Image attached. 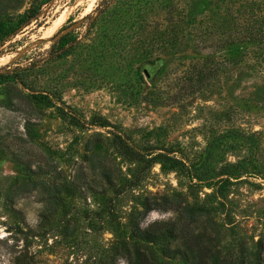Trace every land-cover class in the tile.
Masks as SVG:
<instances>
[{"label":"rangeland","instance_id":"obj_1","mask_svg":"<svg viewBox=\"0 0 264 264\" xmlns=\"http://www.w3.org/2000/svg\"><path fill=\"white\" fill-rule=\"evenodd\" d=\"M98 2L0 0V74L39 67ZM140 2L152 25L123 67L89 70L83 51L20 73L51 93L42 102L0 78V264H132L129 219L146 198L207 209L221 255L244 238L253 256L264 239V0ZM36 3L37 18L13 30ZM178 217L167 205L140 225Z\"/></svg>","mask_w":264,"mask_h":264},{"label":"trees","instance_id":"obj_2","mask_svg":"<svg viewBox=\"0 0 264 264\" xmlns=\"http://www.w3.org/2000/svg\"><path fill=\"white\" fill-rule=\"evenodd\" d=\"M141 0H99L94 11L79 20V25L70 28L65 34H61L49 48L40 53V66L32 63L21 72H7L0 74L1 79H9L22 84L23 88L32 91L25 94L29 99L36 101H48L50 92L45 90H33L30 84L19 80L18 76L25 75L37 66L43 70L45 66L55 63L59 59L70 55H81L85 51L84 60L89 61V70L104 71L108 66L117 64L123 67V61L128 60L137 52V47L145 43L147 39V26L152 25L140 14ZM148 0H146L147 2ZM41 3V2H40ZM33 4L23 14L22 19L13 28L16 30L22 24L28 25L36 19L41 4ZM3 7L0 5V10ZM142 8V7H141ZM77 31V32H76ZM154 33V29L149 31ZM148 32V33H149ZM241 38H227L214 45L207 52L208 61L213 62L215 56L220 54L225 47L245 40ZM249 39H253L250 37ZM212 46V45H211ZM208 47L205 44H196L195 48L202 51ZM82 59V57H80ZM93 74L91 75V77ZM27 77V76H26ZM26 85V86H25ZM18 98L24 97L20 89H15ZM50 94V95H49ZM169 201L170 204H169ZM172 206L178 212V221H154L146 227H141L142 219L153 209ZM185 198H172L164 202L152 201L146 198L143 209L132 213L129 219L131 235L140 243L135 244V259L130 258L132 264H164V260L157 257L153 251V245L163 257L176 260L178 264H264V239L256 242V251L250 255L244 238L239 241V254L229 253L221 255L220 230L216 221L212 219L207 209H195ZM201 217L208 231L196 232L197 223Z\"/></svg>","mask_w":264,"mask_h":264}]
</instances>
